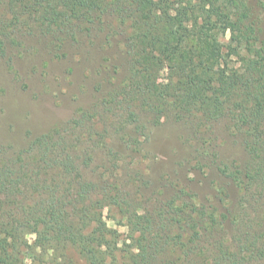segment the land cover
Returning a JSON list of instances; mask_svg holds the SVG:
<instances>
[{
    "label": "trees",
    "instance_id": "16d2710c",
    "mask_svg": "<svg viewBox=\"0 0 264 264\" xmlns=\"http://www.w3.org/2000/svg\"><path fill=\"white\" fill-rule=\"evenodd\" d=\"M263 12V0H0V56L27 36L61 50L98 25L107 42L124 35L129 63L123 82L64 126L19 149L0 144V264L37 262L38 253L60 264L69 247L87 264L113 263L106 211L132 233L125 264H264ZM163 120L188 129L199 168L215 167L236 200L226 187L209 206L184 189L146 197L149 182L128 171L131 156L111 138L140 152L148 126ZM224 122L242 163L219 161Z\"/></svg>",
    "mask_w": 264,
    "mask_h": 264
},
{
    "label": "rangeland",
    "instance_id": "374dc122",
    "mask_svg": "<svg viewBox=\"0 0 264 264\" xmlns=\"http://www.w3.org/2000/svg\"><path fill=\"white\" fill-rule=\"evenodd\" d=\"M260 26L264 41V12ZM108 34L107 30L98 32L97 25L91 36L85 35L77 43L68 42L61 50L50 39L30 36L22 37V43L17 46H8L7 53L0 56V144L19 149L31 138L64 126L125 80L129 63L123 46L124 35L117 34L107 42ZM229 40L227 34L224 42ZM148 118L142 116L144 122ZM216 131L219 161L244 162L245 150L238 138L229 136L226 123H218ZM188 133L184 125L171 120L150 124L140 152L125 148L117 135L111 139L116 149L131 156L127 157L131 164L128 171L141 170L149 182L142 190L146 197L156 193L161 201L184 189L192 195L191 201L209 206L218 204V190L226 187L231 200H236L237 192L215 167L204 164L199 168L187 143ZM102 163L98 154L95 165ZM147 208H153V200ZM104 217L117 232L118 240L117 260L113 263L108 260L107 264H125L130 251H136L127 220L115 211L104 212ZM28 238L31 242L35 240V236ZM65 255L67 260L60 264H87L71 247L65 249ZM39 259L38 253L37 262L28 257L23 264H51L48 259L42 262Z\"/></svg>",
    "mask_w": 264,
    "mask_h": 264
}]
</instances>
